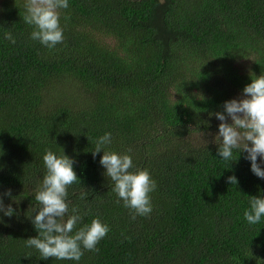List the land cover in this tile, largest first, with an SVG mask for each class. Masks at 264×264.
Wrapping results in <instances>:
<instances>
[{"label": "trees", "instance_id": "trees-1", "mask_svg": "<svg viewBox=\"0 0 264 264\" xmlns=\"http://www.w3.org/2000/svg\"><path fill=\"white\" fill-rule=\"evenodd\" d=\"M25 2L0 0V199L13 209L0 211V264H264V216L244 218L264 179L246 152L218 156L214 115L264 75V0H68L53 49L30 38ZM106 132L105 150L156 182L150 216L132 219L103 150L93 158ZM49 150L74 160L77 228L97 217L110 228L78 262L26 245Z\"/></svg>", "mask_w": 264, "mask_h": 264}, {"label": "clouds", "instance_id": "clouds-1", "mask_svg": "<svg viewBox=\"0 0 264 264\" xmlns=\"http://www.w3.org/2000/svg\"><path fill=\"white\" fill-rule=\"evenodd\" d=\"M24 7L23 20L33 27L30 34L32 40L49 49L64 42L60 10L69 7L68 0H26ZM5 38L12 44L16 43L11 32H6ZM223 108L224 112L214 113L221 121L216 135L218 156L224 161H235L238 156L234 159V150L238 154L246 152L245 159L251 161V171L264 179V168L261 167V163H264V75L252 77V82L243 89L242 98L226 101ZM228 118L231 123L227 122ZM111 142L110 132L99 137L92 150L93 158L103 150L100 164L106 169L105 175L114 183L111 190L117 194V202L123 201L132 219L150 216L153 211L150 194L156 190V182L146 169L130 171L134 167L130 155L105 150ZM257 157L261 158L260 163ZM43 162L46 173L35 191V200L40 208L32 219L39 235L27 239L26 245L38 250L41 259L51 257L78 262L85 251H99L97 245L110 228L98 217L90 225L84 224L77 228L87 213L81 214L75 206L70 211V202L67 200L68 188L80 182L73 168V159L64 153L58 156L49 150L43 156ZM227 182L231 185L238 183L235 176H229ZM5 194L11 196V190ZM86 196V192L81 193V199ZM249 203L250 208L244 211V218L254 225L264 216V199L252 196L249 197ZM0 211L9 217L13 215L11 205L5 209L2 199Z\"/></svg>", "mask_w": 264, "mask_h": 264}]
</instances>
